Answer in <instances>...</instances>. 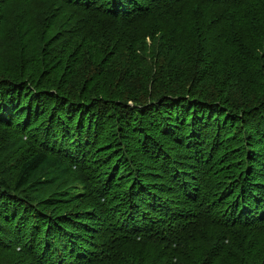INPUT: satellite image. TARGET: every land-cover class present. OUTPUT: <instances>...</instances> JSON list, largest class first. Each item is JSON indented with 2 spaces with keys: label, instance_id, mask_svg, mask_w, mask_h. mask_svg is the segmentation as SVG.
<instances>
[{
  "label": "trees",
  "instance_id": "16d2710c",
  "mask_svg": "<svg viewBox=\"0 0 264 264\" xmlns=\"http://www.w3.org/2000/svg\"><path fill=\"white\" fill-rule=\"evenodd\" d=\"M11 1L37 0H0V7ZM3 16L0 11V19ZM44 16L45 25L62 21L56 39H62L61 52L72 50L67 74H80L77 94L84 98L75 97L74 106L92 107L90 113H80L90 127L87 122L78 128L67 126L65 138L51 136L56 117H64L71 103L65 102L45 110L54 114V123L39 143L30 128L34 114L40 116L42 109L34 110L31 93L24 95L26 89L35 92L33 82L11 80L16 90L4 97L7 105L15 101L18 106L0 108V125L18 135L29 153L12 184L0 174V191L17 193L13 196L17 202L27 201L29 212L19 226L16 205L22 210L24 203H14L8 215L11 222L0 206V264H264V116H259L255 128L250 113L264 107V0H50ZM173 52L181 57L197 53L196 58L189 55L185 65L193 68L188 71L190 80L180 86H173L178 84L172 76ZM152 56L155 74L147 83L142 81L139 90L116 99L106 97L110 93L85 99L83 94L95 91V84L112 72L106 57L120 60L122 74L130 78L137 74L140 61ZM196 60L200 61L195 67ZM205 60L218 77L226 67L231 89L197 82L210 79L197 74V69L206 68ZM124 62L129 67L124 68ZM176 67L180 72L177 61ZM199 85L202 92L194 93ZM6 87L5 80L0 82V89ZM175 88H180L178 97L200 95L218 106L178 101L173 114L177 108L191 112L203 107L202 113L183 123L169 115L166 126L158 112L152 123L156 133L148 123L138 131L135 113L143 109L140 117L148 121V115L160 108L151 106L176 96ZM249 88L255 91L251 98L230 96L232 90ZM40 93L63 102L67 97L57 89ZM220 98L224 104L216 102ZM257 102L261 109L253 111L251 103ZM103 103L125 110L130 142L135 144L129 150L137 154L133 160L120 155V149H126L125 130L119 142L113 141L117 151L110 153L114 147L101 146V131L93 124H102L103 116L96 119L93 110ZM17 112L27 114L23 125L16 123ZM106 113L113 111L103 107L102 115ZM161 113L168 115L165 109ZM71 114L72 126L77 113ZM48 178L51 186L61 187L46 205L32 194L38 195ZM5 199L0 195L1 205ZM58 203L65 213L48 211Z\"/></svg>",
  "mask_w": 264,
  "mask_h": 264
},
{
  "label": "rangeland",
  "instance_id": "374dc122",
  "mask_svg": "<svg viewBox=\"0 0 264 264\" xmlns=\"http://www.w3.org/2000/svg\"><path fill=\"white\" fill-rule=\"evenodd\" d=\"M8 4V3H7ZM50 7V0H37L30 3H23V2H16L11 1L7 6L0 7V11L4 12V16L0 19V80L4 81L8 84V87H6L5 90L0 89V108H6L11 107V105L18 106V104L14 101L11 102L10 105H7L6 98L4 97L5 93H8L9 91H14L16 89L12 88L14 86H11L10 82L11 80H14L15 82H21V80H28L33 82V91L26 89L24 91V95H30L33 97L34 101V110H38L39 107H41V115L38 116L36 113L33 116V119L31 121V134L33 137L41 143L42 140L47 138L49 128L51 126V123L53 122V116L54 114H51L50 112L45 111L47 108H54L59 105L64 106L65 102H71L67 108L66 113L64 117L57 116L56 117V124L53 125V132L51 133V136H60L62 138H65V131L67 130V126H70L72 128H78L81 127L84 123H86V127H90V123L88 122V119L82 121V117L80 113L82 111L89 112L91 111L92 107L84 103H79L77 106L75 105V97H79L81 99H84L82 95H78L77 90L80 88L79 79L81 80L80 74H75L74 76H70L67 74L68 70L72 68L71 63L69 62L72 57V50L63 51L62 49V39L57 38L56 36L60 32V28L62 26V21L58 19L57 21H54L53 23L46 22V25L44 24L45 16L43 15L48 12ZM52 7V6H51ZM36 27V31H32L33 28ZM19 30V31H18ZM18 31V32H17ZM47 32H49L47 34ZM67 47V46H64ZM152 48H147L146 50H150ZM196 54V55H195ZM103 56V54H101ZM144 55H147L144 53ZM189 55H195V58L197 56V53H191L188 55H181L178 52H173L172 56H175L172 58L173 63V69L174 72L172 75L174 77V81H176L178 84L173 86H180L179 83H183L185 80H190L188 71L193 69L188 68L187 60H191ZM202 56V55H201ZM152 57L146 58L147 60L140 61L138 68V72L133 77L125 78L123 73V69L119 68L120 66H124L120 60L113 58H108V67L112 68V72L102 80V82H98L95 84V91H91L88 95L83 94L85 99H99L104 97L107 94H111V99L121 98L122 95H129V91H137L139 90V87L143 86V82L147 83L148 80H151V75L155 74V63L153 61ZM204 57V56H203ZM123 59V57H118ZM183 58V59H182ZM194 58V60H195ZM176 61L177 64L180 65V72L178 68L176 67ZM200 60L195 61V67L197 63ZM69 62V63H68ZM100 62V61H99ZM98 62V63H99ZM112 62V63H111ZM206 60L204 61V63ZM81 63V62H80ZM80 63H78V67H80ZM84 63V62H83ZM111 63V66H110ZM125 67H129L125 62ZM206 64V63H205ZM194 65V62L192 63ZM209 63L206 64L207 70H198L197 74H199L201 77H209L210 79H199L197 82H200L202 80V85H204V82L211 83L213 87H216V84H218L220 87H229V77L227 76V69L226 67H223V70L221 72V76H217V72L214 69H211L208 67ZM96 66L95 65H89L88 68L92 69ZM224 66V65H223ZM57 68H60L59 71H57ZM151 70L153 72H151ZM141 76V77H140ZM4 79V80H3ZM145 79V81H144ZM172 80V79H171ZM0 81V82H2ZM35 84L38 85L35 88ZM185 84V83H184ZM263 85V83H262ZM2 86V85H1ZM20 86V85H16ZM200 88H194V93H201V89L204 88L203 86L199 85ZM210 86V87H212ZM39 88L38 90H36ZM61 90L62 92H65L64 94L67 95L66 98H64V102L62 99H59V97H49L45 94L40 93L43 91L44 93H52L54 90ZM178 94L176 96L170 95L167 99V101L162 102H156L160 100H156L155 104H153L151 107L155 106L151 110L158 108L156 111L151 112L150 115H148V121L147 118L143 120V118L140 117V113L143 109L138 110L134 117H135V123L134 126L138 127V131L142 129L143 125L145 123H148L150 129L154 130L156 133L157 130L154 129V126L152 123L156 122L158 119L157 115L158 112H160V115L163 117H160V119H163L165 122V125L167 126L168 123V116H172V118L177 123H183L184 118H188L190 121L193 119L195 115H200L202 113L203 107L193 109L191 112L188 111V109H175L173 114V103L178 101H186L180 102L181 104H203L208 107H217L218 104L212 103V101L204 100L205 98H199L200 95H198V98H194L193 96L186 94L183 97L180 93V88H175ZM231 89V88H230ZM189 91V89L187 88ZM237 94H235V93ZM254 89L249 88L245 92L232 90L230 91V96L232 98H237L238 95L242 96H248L251 98V96L254 94ZM183 95V94H182ZM219 97H221L222 92L218 94ZM43 96L44 99L40 100V98ZM62 96V94L60 95ZM195 96V95H194ZM46 97V98H45ZM105 98V97H104ZM257 100H262V97H256ZM231 99V98H230ZM232 100V99H231ZM235 100V99H234ZM233 100V101H234ZM49 103H45V102ZM216 102L219 104H224L220 99H218ZM164 104V105H163ZM252 110H258L261 109L260 103L257 102V105L254 103H251ZM75 108H74V107ZM165 106V107H162ZM221 106V105H220ZM103 107L105 109V112H108L109 110H112V114L102 115ZM223 109L224 107L221 106ZM166 110L168 112V115H165L164 113H161L163 110ZM201 110V111H199ZM213 109H210L212 111ZM125 110H116V105L110 104L105 105L103 103L102 106H98V108H95L93 112L97 115L98 119L100 116H103V123L96 122L93 124V128L98 129L101 131L100 133V139L102 137V145L107 144V146L104 147V149H108L110 147H114L112 152L118 150V146L116 144L117 141L119 142V139H121V135L123 133V130L127 131V138H123V144L126 145V149L122 150L120 149V155L123 157L128 156L133 160V156L137 155L135 152L130 151L132 148L135 147V144L133 142H130L131 136L129 135V127H127L128 122L126 123L125 119L123 118V113ZM71 112L77 113L73 114L76 115V120L74 121L73 125L71 126ZM149 112V111H148ZM144 113V111L142 112ZM147 113V111H146ZM218 115H221L220 112H216ZM227 113V112H225ZM251 114V122L252 127H257V123L259 121V116H264V107L261 110L250 112ZM27 114L19 113L17 112L15 115L16 123L19 125H23V122H25ZM169 116V117H170ZM172 120V119H171ZM223 124H226L227 121L223 118ZM1 123V121H0ZM6 123V121L4 122ZM3 124V123H2ZM261 127V125H259ZM257 129L254 130V132ZM153 131H150L151 137L155 134ZM24 144V143H23ZM21 142V138L10 131V129L6 125H0V174L1 177L9 182V184H12L14 179L16 178L19 170H20V164L22 159L28 155L27 151H29L26 146H24ZM130 149V150H129ZM137 150L139 151V154L144 157L141 153L140 147L137 146ZM145 149H143V152ZM261 153V152H259ZM262 154V153H261ZM110 155L108 154L107 157ZM259 161L261 162L263 160V156L259 155ZM259 162V164H260ZM129 163V161H128ZM260 166H257L258 171ZM262 176V174H260ZM44 181H48L47 184H45V188L38 194L33 195V197H38V200L45 202L46 205L50 204L54 200V193L56 191V187L60 188L61 184H57L56 187L54 185H50V179H44ZM11 187V186H10ZM4 191V192H3ZM3 192V193H2ZM2 193V194H1ZM14 194H17L13 192L12 190H6L3 189L0 191V195L6 196V199L3 201V204L0 206L5 207V219L7 222H11V218H8V215L10 213V210H14V203H24V208L22 210H19V205H16L17 207V214L15 221L19 223V226L21 223H23L25 219V215L29 212L27 210V201H23L22 199L20 202H17V198L13 196ZM18 195V194H17ZM21 199V198H20ZM37 199V198H36ZM55 208L50 207L48 211H53L54 209L56 211H60V213H65L67 210L64 208V206L61 203H58L57 206H54ZM36 208H38V204L34 203V207L32 208L34 211H36ZM39 208H48L45 205H40ZM32 211L33 213H35ZM20 215H23V217L20 219ZM34 216V215H33Z\"/></svg>",
  "mask_w": 264,
  "mask_h": 264
}]
</instances>
